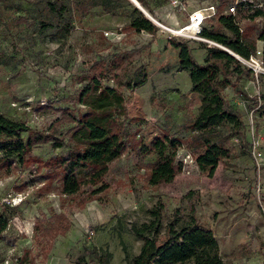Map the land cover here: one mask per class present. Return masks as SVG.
<instances>
[{
	"label": "rangeland",
	"instance_id": "374dc122",
	"mask_svg": "<svg viewBox=\"0 0 264 264\" xmlns=\"http://www.w3.org/2000/svg\"><path fill=\"white\" fill-rule=\"evenodd\" d=\"M42 1L0 0V113L24 122L29 133L45 132L57 115L54 108L74 111L68 98L85 82L81 79L89 63L122 53L116 72L124 84L131 81L138 65L144 67L142 84L119 89L126 98L123 121L130 136L143 145L163 132L180 139L187 136L180 124L196 115L200 97L190 91L188 73L179 67L178 48L170 41H186L198 61L204 59L206 41L177 35L161 25L153 34H124L119 27L128 18L127 9L105 12L93 5L78 12L72 8L74 0H65L72 28L58 35L54 26L40 25ZM179 1L173 5L172 0H150L152 14L148 13L168 27H179L191 9L217 2ZM254 2L264 9V0ZM255 21L260 24L259 17ZM248 23L241 21L242 26ZM204 24H215V17ZM254 37L250 29V38ZM255 43L261 47L260 40ZM102 84L113 85L111 79ZM222 94L242 116L244 139L231 138L230 157L223 158L211 176L201 172L191 153L181 147L176 155L183 163L181 172L170 183L148 185L139 162L152 161L154 155L140 160L128 150L108 164L103 178L106 188L99 197L77 208L70 197L44 191L41 170H35L34 163L11 160L7 169L0 170V211L7 219L0 235V264H19L20 257L25 261L21 264H45L48 255L62 254L72 263L77 257L86 262L83 248L110 250L115 255L113 264H125L119 240L132 255L139 241L130 234L129 225L146 221V210L157 199L164 204L163 224L176 209L187 214L191 203L197 224L212 231L222 259L231 264H264V99L260 97L264 72L241 77L238 89L225 87ZM256 139L259 157L252 154ZM64 151L41 143L32 147L30 156L44 160ZM60 211L69 228L53 240L43 259L33 242L32 222Z\"/></svg>",
	"mask_w": 264,
	"mask_h": 264
},
{
	"label": "trees",
	"instance_id": "16d2710c",
	"mask_svg": "<svg viewBox=\"0 0 264 264\" xmlns=\"http://www.w3.org/2000/svg\"><path fill=\"white\" fill-rule=\"evenodd\" d=\"M150 0L137 2L150 14ZM215 24H204L200 35L211 38L242 57H249L256 49V39L261 41V60L264 66V9L254 0H217ZM99 5L105 12L128 10V18L119 29L125 33L144 31L153 34L157 27L129 0H74L72 8L83 12ZM234 7L232 12L228 7ZM226 9V11H224ZM40 25L54 26L58 35L72 28V14L65 0H43L39 5ZM260 19L257 25L256 18ZM242 19L249 23L242 26ZM250 29L255 37L250 38ZM178 48L179 67L188 73L190 91L199 95L200 105L196 115L180 124L187 132L184 139L163 132L143 145L125 128L126 98L120 92L122 86L131 90L144 82V67L135 68L130 82L123 83L116 72L122 53H115L108 61L92 60L81 79L85 81L76 94L68 98L74 111L68 107H56L54 120L45 132L29 133L24 122L12 120L0 113V170L7 169L11 160L34 163L41 170L44 191H56L70 197L77 208L96 200L106 188L103 178L108 164L133 150L141 160L154 155L152 161L142 163V178L148 185L170 183L182 170L183 163L176 159L179 148L187 149L201 172L211 176L218 163L231 155V138L244 139V121L241 114L224 98L225 87L238 89L241 77H248L252 69L235 55L217 45H206L205 56L198 61L190 45L183 40L171 39ZM111 79L113 85H103ZM264 99V94L260 95ZM79 106V107H76ZM59 125H65L60 127ZM26 133L25 138L22 133ZM48 143L52 148H65L61 154L39 160L30 156L33 146ZM56 183V184H54ZM164 204L156 200L146 210L147 220L129 225L130 234L139 241L135 254L128 255L119 240L122 260L125 264H231L218 253V242L211 230L197 224L194 206L190 203L187 214L174 210L163 224ZM7 227V219L0 211V235ZM69 221L63 212L47 217L34 218L32 238L39 255L45 259L53 240L63 236ZM83 258H75V264H107L111 253L98 248L82 249ZM25 261L18 259L21 264Z\"/></svg>",
	"mask_w": 264,
	"mask_h": 264
},
{
	"label": "built area",
	"instance_id": "2783aa9c",
	"mask_svg": "<svg viewBox=\"0 0 264 264\" xmlns=\"http://www.w3.org/2000/svg\"><path fill=\"white\" fill-rule=\"evenodd\" d=\"M179 3H180L179 0H172L173 5H179ZM233 10H234V7L232 6L228 7V11L232 12ZM216 14H217V8H216V5L213 3H207L205 5L195 7L188 12L186 23L176 28L175 34L181 35V36H188V37L196 38L199 40H204L208 43V45H217L222 48L228 49L227 47L218 43L217 41L200 35L203 22L207 18L213 17ZM165 26L166 25H163V27ZM166 28H168V26H166ZM228 50L233 55H235L239 60H241V62L248 63L255 77H258V75L261 72H264V66L262 65V60H261V47L256 48L254 53L249 55V57L247 58L240 56L239 54L233 52L230 49ZM258 145H259V141L257 139L253 140L251 148H252V154L255 157L260 156V153L257 149Z\"/></svg>",
	"mask_w": 264,
	"mask_h": 264
},
{
	"label": "crops",
	"instance_id": "0c3cea01",
	"mask_svg": "<svg viewBox=\"0 0 264 264\" xmlns=\"http://www.w3.org/2000/svg\"><path fill=\"white\" fill-rule=\"evenodd\" d=\"M171 27V26H169ZM174 28V27H173ZM139 246V244H138ZM138 246L136 247V249L134 250L133 254H135L138 250ZM111 253V257H110V261H108L107 264H113V259L115 258V255L110 251V250H107ZM60 261V262H58ZM45 264H75V263H72L70 262L65 256L64 254L62 255H58V256H51V255H48Z\"/></svg>",
	"mask_w": 264,
	"mask_h": 264
},
{
	"label": "water",
	"instance_id": "95a60500",
	"mask_svg": "<svg viewBox=\"0 0 264 264\" xmlns=\"http://www.w3.org/2000/svg\"><path fill=\"white\" fill-rule=\"evenodd\" d=\"M142 14H144L150 21H152L155 25H161L163 26L164 24H162L160 21L156 20L155 18H153L138 2L137 0H129ZM166 27V26H165ZM225 50H227L228 52H230L228 49L223 48ZM231 53V52H230Z\"/></svg>",
	"mask_w": 264,
	"mask_h": 264
},
{
	"label": "bare ground",
	"instance_id": "6f19581e",
	"mask_svg": "<svg viewBox=\"0 0 264 264\" xmlns=\"http://www.w3.org/2000/svg\"><path fill=\"white\" fill-rule=\"evenodd\" d=\"M176 28H177V27H174V28H173V27H168V28H166V29L169 30V31H171V32H175V31H176Z\"/></svg>",
	"mask_w": 264,
	"mask_h": 264
}]
</instances>
